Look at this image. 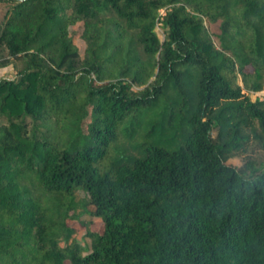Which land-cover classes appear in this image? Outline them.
<instances>
[{"label": "trees", "instance_id": "16d2710c", "mask_svg": "<svg viewBox=\"0 0 264 264\" xmlns=\"http://www.w3.org/2000/svg\"><path fill=\"white\" fill-rule=\"evenodd\" d=\"M1 1L0 264H264V0Z\"/></svg>", "mask_w": 264, "mask_h": 264}, {"label": "rangeland", "instance_id": "374dc122", "mask_svg": "<svg viewBox=\"0 0 264 264\" xmlns=\"http://www.w3.org/2000/svg\"><path fill=\"white\" fill-rule=\"evenodd\" d=\"M7 7V3L4 1L0 0V17L2 16V14L5 11V8ZM156 30L158 35L162 38L163 34H164V30L163 27L158 24L156 26ZM69 31L70 34L75 42V44L79 47L81 54L83 53V49L85 47V39L82 36V22L79 21L77 23H74L72 25L69 26ZM2 53H6V50H3ZM0 76H6V77H14L15 76V69L13 67L12 64L6 65V66H2L0 67ZM264 93V85L263 88L259 91L256 92H251L250 96L252 99H255L258 95L263 94ZM262 156V152L257 150V149H251L248 150L246 152H243L237 156L234 157H230L229 158V162L233 163V164H242L244 162V160H246L249 157L254 158L256 161L259 160ZM79 196H83V192L82 191H77ZM86 208L88 210L92 209V205L90 204H86ZM84 209V210H83ZM82 214L81 217L83 219H94L96 220L97 218L94 217L90 211L85 210V208H82ZM74 225L77 228V233L75 234V238H77L78 240L82 241V242H86L88 241V238L86 237L85 234V228L80 226L78 223H74ZM100 226V221L97 219L93 224L92 227L93 228H98Z\"/></svg>", "mask_w": 264, "mask_h": 264}]
</instances>
